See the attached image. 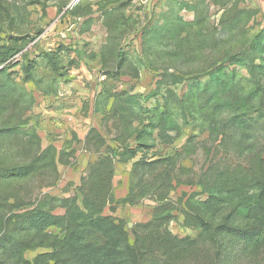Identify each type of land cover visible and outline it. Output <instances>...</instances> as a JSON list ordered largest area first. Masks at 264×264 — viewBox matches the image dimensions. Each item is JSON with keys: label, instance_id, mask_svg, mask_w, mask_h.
Listing matches in <instances>:
<instances>
[{"label": "rangeland", "instance_id": "1", "mask_svg": "<svg viewBox=\"0 0 264 264\" xmlns=\"http://www.w3.org/2000/svg\"><path fill=\"white\" fill-rule=\"evenodd\" d=\"M75 2L0 0V264H264V0Z\"/></svg>", "mask_w": 264, "mask_h": 264}, {"label": "trees", "instance_id": "2", "mask_svg": "<svg viewBox=\"0 0 264 264\" xmlns=\"http://www.w3.org/2000/svg\"><path fill=\"white\" fill-rule=\"evenodd\" d=\"M2 132H8V130L1 131V133ZM263 200H264V191L261 192L259 196H257V200L251 201L250 199H247L246 203H247V206L251 205L253 203V206L251 207L253 209H262L263 208ZM240 206H242V205H239L238 208ZM261 234H264V233L260 232L259 234L257 233L255 236L258 238H261Z\"/></svg>", "mask_w": 264, "mask_h": 264}, {"label": "bare ground", "instance_id": "3", "mask_svg": "<svg viewBox=\"0 0 264 264\" xmlns=\"http://www.w3.org/2000/svg\"><path fill=\"white\" fill-rule=\"evenodd\" d=\"M76 1V2H75ZM81 0H74V2L77 4L78 2H80Z\"/></svg>", "mask_w": 264, "mask_h": 264}]
</instances>
